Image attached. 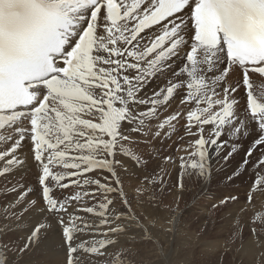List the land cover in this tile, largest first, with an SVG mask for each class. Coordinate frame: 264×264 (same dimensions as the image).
<instances>
[{
  "label": "snow or ice",
  "instance_id": "6c2138e0",
  "mask_svg": "<svg viewBox=\"0 0 264 264\" xmlns=\"http://www.w3.org/2000/svg\"><path fill=\"white\" fill-rule=\"evenodd\" d=\"M257 80L264 0H0V264H13V218L38 208L52 231L36 224L17 252L52 243L64 248L57 264H113L120 245L139 241L167 262L163 230L146 217L159 220L171 197L224 167L226 191L204 207L225 210L231 243L256 249L260 264ZM168 223L175 236V213ZM216 241L224 251L212 264H223L231 249Z\"/></svg>",
  "mask_w": 264,
  "mask_h": 264
},
{
  "label": "rangeland",
  "instance_id": "374dc122",
  "mask_svg": "<svg viewBox=\"0 0 264 264\" xmlns=\"http://www.w3.org/2000/svg\"><path fill=\"white\" fill-rule=\"evenodd\" d=\"M259 83L264 85V83L260 81ZM227 172H228L227 167L215 169L213 173L214 179L209 182L210 184H208L209 187L207 186V190L206 188L198 190L199 185L189 184L191 191L183 194V195L187 194V197L184 198L183 195H179V194H176L173 197H171L170 199L175 200L176 203L173 204L172 208L168 212L164 213L165 216L163 215L164 217L163 219L166 220L165 223H164L165 220L161 222L162 217L160 218V220H158L160 221V223L158 222L159 224L157 223V220L153 222V219L151 217L146 218V221L148 224L152 221L150 225L152 223H155V224L157 223L156 229H158V227L160 226V228L158 229L159 231L162 230V227L164 228L163 235L167 236L165 237V241H164V243L166 242L167 243L166 245L164 244L165 245L164 247L168 248V249H165V251L171 254V259L169 261L165 262L162 260V256L160 254V251L158 250L159 247L157 245L152 244V243H146V242L142 243V242L136 241V242H131V243L120 245V249H122L121 251L124 253V257L121 260V257L118 254L116 258L114 259L113 264H118V262L119 264H212V262L218 256H220L221 253L224 251V249L221 248V245H219V242L216 241L215 236L216 237L218 236L226 237V242L228 243V246L231 249V251L227 253L223 261V264H257L259 260L258 252L247 253L244 250H241L238 248V242L237 244L231 243L230 221H229L228 215L225 213V210L224 209L210 210L208 207H204L205 204L211 203L213 200H215L218 196H220L222 193L226 191L224 185L220 181L222 180L223 177H225ZM133 181L126 182L128 185V189L130 191H133L136 187L135 181L134 182ZM197 190L198 192H196ZM14 195L15 194L13 193L12 196L14 197ZM256 196L257 195H255V203H257L256 205L261 206V204L258 203L257 201L259 200V197L257 196L256 198ZM7 202L8 203L10 202V204H12L14 203V200H8ZM263 205H264V201H263ZM141 208L142 207L138 204L137 209L139 211H142L141 214H143V208L142 209ZM17 209L22 211V208L20 205H17L16 209H13V210L11 209V211H15ZM29 211L30 213H32V210H28V212H24L20 220L15 221L14 220L15 218H13V221H12L11 231L13 233H16V235L12 237L13 240L11 239L9 241V244L11 246L10 250L12 251L13 257H14L13 264H29L30 261H34L40 258H46L51 262V264H57L55 262L57 260L58 261L62 260L63 255L62 257L60 255L64 254V248L60 244L50 243L45 252H41L38 247H33L28 252H17L16 251V249L18 248H23L28 236L31 235V231H27V230L34 228L36 224H38L37 217L39 213H34L33 215L30 216V215H27V214H30ZM173 213H175L176 218L178 219V222H179L178 229L179 230L182 228L185 229L188 225L189 228L187 227V229L191 230L190 231L191 233L195 231L193 232V235L195 234L193 238L189 236H187L186 238L187 239L188 237L189 239L192 238L191 240L193 241L194 239L196 243H193L191 240L189 242L182 243L179 240H174L175 236L172 237L168 233V231L166 230L164 226H166L167 228L170 227V225H168L169 224L168 219L170 216L172 217ZM166 216L167 218H165ZM24 217H29L28 218L29 220H35V223L29 224L27 222H23ZM148 219L149 221L150 220L151 221L148 222ZM163 223H164V226H162ZM165 224H167L168 226ZM50 227H49V231H52V226ZM56 228L59 230L58 224ZM44 234H45V237H47L48 233L45 232ZM212 244H215L217 246L219 245V246L216 247V250L209 249L212 246ZM125 248L126 249L128 248L129 250H126ZM131 251L133 252V254ZM50 252L52 254H56L58 252V254L50 255ZM211 254H214V255L211 256ZM249 254H253V255H249ZM175 258L177 259L179 258L180 260L178 259L177 261L176 259V261H173V259ZM52 259L56 261L53 262ZM260 264H264V260H261Z\"/></svg>",
  "mask_w": 264,
  "mask_h": 264
},
{
  "label": "bare ground",
  "instance_id": "6f19581e",
  "mask_svg": "<svg viewBox=\"0 0 264 264\" xmlns=\"http://www.w3.org/2000/svg\"><path fill=\"white\" fill-rule=\"evenodd\" d=\"M258 81V80H257ZM255 90L257 91V92H262V91H264V85L263 84H261V83H259V81L258 82H256L255 81ZM217 169V168H216ZM213 176H214V174H213ZM127 182V181H126ZM134 182V181H133ZM212 183V182H211ZM208 184H210V183H207L206 185H199V188H198V190H200V189H205L206 188V190H207V186H208ZM209 187V186H208ZM215 187V186H214ZM209 189V188H208ZM198 190L196 191V192H198ZM202 191V190H201ZM203 193V192H202ZM258 197H259V200H257L258 201V203H260L261 205H263V201H264V195H262V194H259V193H257L256 194ZM257 196H256V198H257ZM183 197L185 198V197H187V194H185V195H183ZM183 198V199H184ZM9 204H10V202H9ZM257 204V203H256ZM138 206V205H137ZM258 206V205H257ZM139 209V208H138ZM142 209V208H141ZM13 210V209H12ZM29 210H32V209H29ZM16 211V210H15ZM142 212V211H141ZM29 213H30V211H29ZM35 213H39L38 214V217H37V222L38 223H47L48 225H49V227L50 226H52V224H51V218L50 217H48V214H47V210L46 209H36V212ZM168 214V213H167ZM27 215H30V214H27ZM31 216V215H30ZM165 216V215H164ZM170 216V215H169ZM173 216V215H172ZM176 216V215H175ZM178 216V215H177ZM34 217V216H33ZM21 218V217H20ZM29 218V217H28ZM147 218V217H146ZM150 218V217H149ZM164 217L162 216V219H163ZM165 218H167V216L165 217ZM169 218H172L171 216L169 217ZM179 218V217H178ZM189 218V217H188ZM23 219V218H22ZM153 219V218H152ZM161 219V222H163L165 219H163L162 220ZM15 221H16V219H14ZM160 220V219H159ZM188 220V219H187ZM151 221V220H150ZM149 221V219H148V222H150ZM180 221V220H179ZM191 221V220H190ZM226 221H228V220H226ZM152 222V221H151ZM150 222V223H151ZM153 222H155L154 220H153ZM160 223V221H158L157 220V223ZM166 222V220L164 221V223ZM149 223V224H150ZM157 223L155 224L156 226H157ZM158 223V224H159ZM164 223H163V225L162 226H164ZM15 224V223H14ZM195 224V223H194ZM193 224V225H194ZM165 225H167V224H165ZM169 225V224H168ZM167 225V226H168ZM192 225V224H191ZM190 225V226H191ZM57 226V225H56ZM161 226V227H162ZM165 228H166V230H168V228L166 227V226H164ZM187 227H188V225H187ZM187 227L185 228V229H178L177 230V232H176V234H175V238H174V240H179V241H181L182 243H186V242H189L193 237H194V235H193V232H195V231H193L192 233L190 232L191 230H189V229H187ZM51 228V227H50ZM160 228V226L158 227V229ZM189 228V227H188ZM205 228V227H204ZM207 228V227H206ZM15 229V228H14ZM23 229V228H22ZM21 229V230H22ZM157 229V230H158ZM164 228L162 227V230H163ZM27 230V229H26ZM27 231H30V230H27ZM159 231V230H158ZM165 231V230H164ZM164 233V232H163ZM167 234V233H166ZM165 234V235H166ZM45 235V234H44ZM168 235V234H167ZM18 236V235H17ZM25 236V235H24ZM169 236V235H168ZM187 236H189V237H192V238H190L189 239V237H188V239L186 238ZM164 237H167V236H164ZM171 237V236H170ZM173 237V236H172ZM177 237V238H176ZM19 238V237H18ZM215 238H216V236H215ZM168 239V238H167ZM13 240V239H12ZM196 240V239H195ZM15 241H16V239H15ZM21 241H22V239H21ZM20 241V242H21ZM192 241V240H191ZM193 241H194V239H193ZM192 241V242H193ZM169 242V241H168ZM171 242H172V240H171ZM174 242V241H173ZM167 243V242H166ZM166 243H164L165 245H166ZM193 243H196L195 241L193 242ZM169 244V243H168ZM172 244V243H171ZM164 245V246H165ZM219 245H220V243H219ZM218 245V246H219ZM217 245H215V244H212V246L209 248V249H215L216 250V247H218ZM55 247V246H54ZM131 247V246H130ZM122 248V247H121ZM134 248V247H133ZM165 248V247H164ZM222 248V247H221ZM57 249V248H56ZM61 249V248H60ZM126 249V248H125ZM158 249V248H157ZM165 249H168V248H165ZM220 249V248H219ZM51 250V249H50ZM122 250V249H121ZM124 250V249H123ZM126 250H129L128 248L126 249ZM131 250V249H130ZM134 250V249H133ZM159 250V249H158ZM245 252H247V253H255V252H258L256 249H249V248H247V247H245L244 249H243ZM53 251V250H52ZM204 251V250H203ZM59 252V251H58ZM58 252L56 253V254H58ZM132 252V251H131ZM130 252V253H131ZM56 254H52L51 252H50V255H56ZM132 254H133V252H132ZM161 254V253H160ZM241 254V253H240ZM49 255V256H50ZM62 255H64V254H61L60 256L62 257ZM207 255V254H206ZM209 255V254H208ZM212 255H214V254H211V256ZM249 255H253V254H249ZM179 256V255H178ZM181 256H183V255H181ZM186 256V255H185ZM210 256V257H211ZM216 256V255H215ZM173 257V256H172ZM180 257V256H179ZM60 258V257H59ZM58 258V259H59ZM214 258V257H213ZM56 259V258H55ZM176 259L177 258H175V259H173V261H176ZM179 259V258H178ZM178 259H177V261H178ZM53 260V262L54 261H56V260H54V259H52ZM180 260V259H179ZM58 261V260H57ZM57 261L55 262V263H57Z\"/></svg>",
  "mask_w": 264,
  "mask_h": 264
}]
</instances>
